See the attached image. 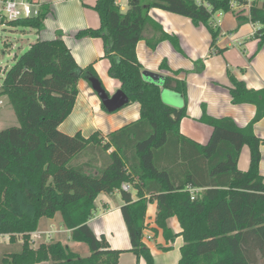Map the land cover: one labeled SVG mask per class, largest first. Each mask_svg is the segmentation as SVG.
I'll list each match as a JSON object with an SVG mask.
<instances>
[{
	"label": "trees",
	"instance_id": "1",
	"mask_svg": "<svg viewBox=\"0 0 264 264\" xmlns=\"http://www.w3.org/2000/svg\"><path fill=\"white\" fill-rule=\"evenodd\" d=\"M206 1L209 8L194 0H128L123 12L116 0H96L93 9L100 26L79 30L75 36L102 38L109 75L119 80L129 103L140 104L138 120L107 135L100 131L88 137L79 131L68 135L58 128L74 106L78 80L98 78L91 65L81 68L76 63L61 31L54 39L36 40L8 67L0 96L7 98L18 125L0 130V233L11 234L10 242L22 234V242L20 250L2 258V264H116L122 250L111 249L106 238H97L87 223L98 193L115 190L125 201L120 209L131 251L146 264H154L143 241L146 210L153 201L155 223L165 240L183 238L178 264H258V255L264 257V177L258 170L261 139L253 132V123L264 116V87L249 89L228 72L232 102L252 103L256 114L240 127L229 117L204 113L202 121L211 127V134L201 144L180 132L186 105L175 107L161 98V87H165L181 93L186 102L185 81L164 76L160 85L145 79L135 52L152 7L187 16L196 25L203 23L213 44L218 30L210 19L215 11H229V0ZM48 11L43 4L37 16L12 25L40 31ZM237 19L239 23L246 20L241 14ZM247 19L261 25L255 33L260 49L264 2L254 3ZM153 26L160 29L155 22ZM160 38L178 47L176 36L164 33ZM150 46L155 42L150 41ZM197 64L203 66L200 61ZM160 67L168 69L166 61ZM244 145L250 156L248 168L242 171L237 163ZM85 150L96 154L95 158L78 162ZM123 182L136 190L137 200L121 188ZM189 188L199 191L191 193ZM56 213L70 230V239L85 243L89 255L81 257L59 240L30 246V233L40 218H53ZM173 216L181 227L179 234L167 225Z\"/></svg>",
	"mask_w": 264,
	"mask_h": 264
},
{
	"label": "crops",
	"instance_id": "2",
	"mask_svg": "<svg viewBox=\"0 0 264 264\" xmlns=\"http://www.w3.org/2000/svg\"><path fill=\"white\" fill-rule=\"evenodd\" d=\"M37 1L42 5L45 4L49 11L43 20V28L40 31L34 30L35 41L54 39L57 32L61 31L62 39L76 63L81 68L91 65L98 78L106 82L105 90L110 95L118 90L119 80L108 73L110 61L104 56L105 47L102 38L75 36L79 30L100 26L99 15L93 9L96 0ZM116 2L123 12L127 10L128 0H125L124 5L120 0ZM148 15L149 22L144 27L142 38L135 45L136 56L143 71L158 76L160 84L164 76H175L185 81L186 102L181 93L161 87V90H167L161 94L163 101L176 107L186 105V115L179 123L180 132L198 143H206L211 134V127L202 121L204 113L213 118L229 117L240 127L251 122L257 107L252 103L232 102L228 88L232 86V82L228 72L237 79L243 80L249 89L264 87V43L258 49L259 39L255 37L261 25L249 21L247 11L241 13L246 18L241 23L238 22V14L230 10L219 11L210 19V24L218 30V35L212 44L211 32L203 23L196 25L187 16L157 7L150 8ZM153 22L158 24L160 29H155ZM164 33L176 36L178 47L169 39L160 38ZM150 41L155 42L154 47L150 46ZM218 49L221 51H217ZM163 60L166 61L168 69L160 67ZM198 61L202 62L203 66L197 64ZM175 71L178 73L174 74ZM153 80L152 78L151 81ZM77 87L78 94L74 106L58 127L65 134L74 135L79 131L83 136L88 137L93 132L100 131L103 135H107L140 117V104L137 101L130 102L114 112H108L102 108L101 101L88 80L80 78ZM253 132L261 139L258 170L264 177V116L253 123ZM245 147L248 152L247 167L244 162L241 165L237 163V167L242 171H245L249 164L250 151L247 145L241 148L239 159ZM197 189L196 192L199 191V188ZM128 191L131 192L133 200L138 199L132 185ZM145 196L148 197V194ZM124 203L120 190L98 193L94 200L95 211L87 221L88 226L97 238L104 236L111 249L122 250L116 264H146L143 257H137L131 251V241L120 209ZM56 215L59 216L58 221L62 225L60 229L55 225L58 224L54 221ZM155 217L156 201H153L147 206L145 219L147 228L149 223V227L154 229L143 231V241L151 252L154 264H178L183 238L177 235L172 241H166L162 229L155 223ZM43 218L45 217L40 220ZM43 224L47 227L44 230L39 229L40 237L42 234L53 237L60 231L69 235L66 245L73 246L77 243L70 239V230L63 225L60 214L56 213L53 218H46L41 225ZM168 226L173 233L179 234L181 231L179 222L174 216L168 219ZM21 242L16 239L15 243ZM4 244L10 245V241ZM258 264H264V257L261 255H258Z\"/></svg>",
	"mask_w": 264,
	"mask_h": 264
},
{
	"label": "rangeland",
	"instance_id": "3",
	"mask_svg": "<svg viewBox=\"0 0 264 264\" xmlns=\"http://www.w3.org/2000/svg\"><path fill=\"white\" fill-rule=\"evenodd\" d=\"M121 3H123V5L125 4V0H120ZM219 11H215L212 16L215 17L216 13H218ZM35 35L36 32L34 31V29H29V28H15V30H13V32L9 33L6 35V38L8 39L5 43V46L2 45V43L0 42V51H4V54L2 56H0V67H5L8 68L12 65V63L14 62L15 58L18 57L20 54H22L23 52H25L28 48L30 43L35 41ZM100 80V79H99ZM100 82L102 83V86L105 88L106 86V82H103L100 80ZM4 104L0 107V130L12 125H18V120L17 117L11 107V105L8 103L7 98H5V96H1ZM164 103L169 104V102L164 101ZM174 106V105H173ZM176 107V106H175ZM244 153H242V155L240 156L239 162L240 165L242 164V162H244L245 167H247V159H248V152H247V148H244ZM244 154V155H243ZM96 154L93 153H88L87 150H85L82 155L79 157V159L77 160L78 162H82V161H86V160H90V159H94ZM244 156V157H243ZM98 162H97V166H98ZM239 168V167H238ZM46 218H43L42 220L39 221V223H43L45 221ZM59 216L56 215V219L54 221H56L55 224L57 227H59V229L62 227L61 222L58 221ZM145 226L147 225L146 223V219L144 220ZM39 224L36 228L35 231L30 233V246L32 248H37L41 243H48L50 241H60L62 244H66L69 239H68V233H61L60 231L56 234L53 235V237H51L50 235L47 234H42V236H39V229L44 230L47 225H41ZM168 225V222H167ZM169 227V226H168ZM170 228V227H169ZM145 229H154L153 227H149V223H148V228L147 226L144 228V232ZM170 230L172 231V229L170 228ZM173 232V231H172ZM7 235V238L5 239H0V264H2V258L4 256L7 255L8 252L10 251H18L20 250V244H16V240L14 242H10V245H6L4 244V242L6 241H10V235L8 233H3ZM22 234H16V239H19L22 241L21 238ZM71 250L77 252L79 254V256L84 257L89 255V249L88 246L83 243V242H77L75 243L73 246H69Z\"/></svg>",
	"mask_w": 264,
	"mask_h": 264
},
{
	"label": "built area",
	"instance_id": "4",
	"mask_svg": "<svg viewBox=\"0 0 264 264\" xmlns=\"http://www.w3.org/2000/svg\"><path fill=\"white\" fill-rule=\"evenodd\" d=\"M197 4L205 5L209 8V4L206 0H194ZM264 0H229V10L235 14H241L244 11L250 15V8L254 3L260 4ZM41 2L37 0H0V42L5 46L6 35L13 32L15 27L12 22L18 19L32 18L37 16L41 6ZM4 54V51H0V56ZM8 68L0 67V87L5 78V74ZM4 104L2 97L0 96V107ZM131 185L127 182L121 184V188L125 191L130 189ZM197 188H189L191 193H195ZM7 238L6 234L0 233V239Z\"/></svg>",
	"mask_w": 264,
	"mask_h": 264
},
{
	"label": "water",
	"instance_id": "5",
	"mask_svg": "<svg viewBox=\"0 0 264 264\" xmlns=\"http://www.w3.org/2000/svg\"><path fill=\"white\" fill-rule=\"evenodd\" d=\"M142 75L145 79L152 80L153 78L154 79L153 82L160 84L158 81L159 79L158 76L151 75L146 71H143ZM88 83L91 86L92 90L100 99L101 104L105 107V109L108 112H114L129 103V97L121 89L116 90L113 94L110 95L102 86L98 78L90 77L88 79ZM163 91H167V90L166 89L161 90V94H163Z\"/></svg>",
	"mask_w": 264,
	"mask_h": 264
}]
</instances>
